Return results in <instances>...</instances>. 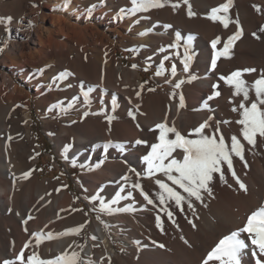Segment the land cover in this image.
Returning <instances> with one entry per match:
<instances>
[{
    "label": "bare ground",
    "instance_id": "obj_1",
    "mask_svg": "<svg viewBox=\"0 0 264 264\" xmlns=\"http://www.w3.org/2000/svg\"><path fill=\"white\" fill-rule=\"evenodd\" d=\"M124 1L126 0H121ZM174 1L168 0L163 8L153 9L155 16L152 14L153 17L140 21L133 26L135 30L131 33L130 40L137 54L145 49L148 56L154 57L158 62L167 55L177 64L173 78H156L159 85L167 86L156 91L149 90L143 84L137 69L126 68L118 59L107 62L109 53L108 56H102L98 52L91 58L89 65L81 63L82 52L76 50L77 57L72 58V49L62 43H51L49 52L41 50L38 58L35 53L26 55L24 50L30 46L27 38L31 37V22L24 25L20 21H12L16 30L11 33V42L2 33L4 31L0 32L4 47L10 45L7 53L0 57V66L9 68L7 73L0 70V264L6 259L14 261L25 243L30 245L24 249L25 257L35 251L41 258L51 259L65 249L79 251L77 246L83 245L82 255L96 264H202L207 253L222 236L242 227L247 216L264 203V138L258 137L255 146H250L239 137L241 126L235 123L239 114L232 109L238 106L242 97L233 96L234 90L220 79L236 70L254 68L255 72L242 73V79L251 85L264 73V32H260L261 26H264V0H232L227 13L230 21L227 28L219 21L208 18L210 10L226 0H189L194 13L192 16L187 14V5L182 0ZM14 3L16 0H0L2 5L20 7V1L16 6ZM53 3L57 12H67L59 0H54ZM175 3L180 5L176 9L179 11H176L179 14L177 18L171 7ZM254 5H258L261 11H257ZM68 13L77 18L73 8ZM55 20L57 24L62 23L60 18ZM236 22L242 30L241 37L232 46L230 58L220 57L216 68L212 69V40L220 37L216 50L222 49L223 42L236 31ZM59 29L65 31V27L61 25ZM142 32L146 34L140 35ZM177 33L180 34L179 46L169 47L176 41ZM189 37H192L190 51L194 55L185 72L182 60L184 43ZM131 42L125 41L122 44L131 45ZM16 53L20 54V60L14 57ZM50 60L55 64L54 72L62 71L61 69L64 71L71 63L77 64L76 74L67 77L62 84L46 77L41 79L45 81V88L56 87L57 97L65 93H81L78 87L81 89L82 86L85 91L92 87L93 90H98L99 96L107 98L100 106L107 111V118L88 116L83 123L70 124L61 120V124L56 127L58 134L55 138H52L54 129L49 125L47 128L50 133L46 132L52 140L56 155L67 157L66 167L78 165L85 174V179L73 178L90 212L80 209V201L75 197L74 190L70 194L66 186L58 181L40 180L35 171L38 159L31 155L25 156L23 141L33 138L25 127L31 118V112L26 109L28 105L24 100L25 94L16 84L11 72L16 66L21 70L23 79H26L29 78L30 68L36 66V63L42 64ZM88 68L94 72L90 74ZM79 78L84 79L83 85L79 84ZM179 81L183 83L176 88L174 85ZM213 84L217 85L216 91L220 95L207 100L213 93ZM48 94L45 101L48 100ZM113 95L118 105L114 110L111 104ZM181 96L184 99L183 107H179ZM251 98L254 99V93H251ZM94 111L95 108L89 109V105L84 109L87 115ZM130 111L134 114V119L129 116ZM209 116L213 119L209 121L211 128L205 130L208 134L212 133L217 121L227 120L230 123L220 125L226 141L230 143L231 135L235 134L245 143L244 160L233 157V167L247 191L239 188L224 165L226 182H221L219 174H214V179L209 184L211 195L203 192L201 201L191 198L193 208L188 207L187 200L180 207L173 201L160 205L156 199L159 187L155 184V179H162L172 186L171 182L159 172L155 177H147L144 174L147 165L142 159L150 151L151 144L157 143L159 130L155 125L165 122L170 127L174 126L182 135L195 138L192 130ZM50 117L54 120L56 113H51ZM45 125L47 126L46 123ZM170 138H174V135L170 134ZM138 139L147 143L137 145L135 141ZM109 141L112 146L105 151L103 145ZM117 144L122 145L124 150L115 147ZM173 156L182 159L180 150ZM25 172L30 173L26 179L23 178ZM137 173H140L139 183L154 200V205H149L139 190L131 188L130 184L138 179ZM125 174L130 177V183L120 179ZM121 187L124 188L123 192ZM128 192H132L131 197L117 200V193L127 197ZM93 196L114 211L109 214L100 211V207L95 208L92 205ZM113 200L117 202L113 203ZM161 207L172 212L171 219L160 211ZM125 208L130 210L115 211ZM97 210L101 213L99 217L93 214ZM157 216H160L161 227H157ZM82 224L84 227L78 235H59L66 229ZM85 230L87 235L84 238ZM32 233H40L44 237L39 246ZM49 233L52 234L51 239L46 238ZM246 236V233L242 234V237ZM247 243L249 247L241 257V264H255L256 258L251 254L254 246L250 241ZM209 264L218 262L209 261Z\"/></svg>",
    "mask_w": 264,
    "mask_h": 264
},
{
    "label": "snow or ice",
    "instance_id": "obj_2",
    "mask_svg": "<svg viewBox=\"0 0 264 264\" xmlns=\"http://www.w3.org/2000/svg\"><path fill=\"white\" fill-rule=\"evenodd\" d=\"M182 2L187 5V14L189 16L194 15L191 11L189 0H182ZM167 3L168 0H131V7L128 9H120L118 15H123L125 12H127L128 15H134L138 12H147L149 9L163 8ZM179 6V3L171 4L173 10H176ZM231 6L232 0H226L225 3L212 8L208 18L212 21H219L225 28H227L230 22L227 13ZM253 7L256 8L257 11H261L258 5H254ZM219 13H224V15H219ZM11 19V17H0V23H10ZM236 23V31L223 42L222 49L216 50L217 44L220 43V37L212 40V69L216 68L217 60L220 57L230 58V50L232 46L236 40L241 37L242 30L239 27V23ZM5 30H7V28ZM260 32H264V26H261ZM139 34L145 35L146 33L142 32ZM253 36L259 39L256 33H253ZM191 39L192 37H189L184 43L185 51L182 63L184 64L185 72L188 71L194 55L190 51ZM179 41L180 34L177 33L176 41L172 45H169V47H178ZM161 51H163V49H161ZM164 59L167 60L168 57L165 56ZM133 67H135V65H133ZM38 71L43 72V69H39ZM255 71L256 69L254 68H245L233 71L228 76L220 77L225 84L229 85L234 90L233 96L242 97L238 106L234 107L232 111L238 112L239 114V119L235 121L236 124L241 126L239 129V137H242L243 141L250 146H255L258 137L264 138V73H262L259 78L255 79L251 85L242 79V73H252ZM171 74L173 76L176 74L175 65H173L171 69ZM71 75L72 73L65 69L63 72L59 73L58 77H54L53 79L64 80ZM155 75H163V61H161V66L157 68ZM181 83H183V81L176 82L174 86L179 88ZM212 88L213 93L207 98V100H211L214 96L220 95V93L216 91V84H213ZM92 91V87H89L87 91L81 87L80 94L84 97L85 104L90 103L89 93ZM251 93H254V99L251 98ZM137 95H139V93H137ZM73 99H75V97H73ZM111 103L114 110L118 106L115 95H113ZM204 105L205 107L207 106V101L204 102ZM57 106L58 105H54L53 107ZM71 106V103H69V107ZM183 106L184 99L183 96H181L179 107ZM67 110V108L63 109L65 112H67ZM128 114L129 116H132L133 119L135 118L131 111ZM85 115H87V113H85ZM212 119L213 117L209 116L207 120L192 130V134L195 138H188L182 135L174 126L170 127L165 122L155 125V128L159 130V135L156 138L157 143L151 144L150 151H148L142 159L147 165L144 170V174L147 177H155V174L159 172L163 173L164 177L171 182L172 186L165 183L162 179H155V184L159 187V192L156 193V199L159 200L160 205L163 206L167 204L168 201H173L177 207H180L183 202L187 200L188 207L190 209L193 208L191 198H194L196 201H201L203 199V192H207L211 195L209 184L214 179V174H219L221 182H226L224 165L227 166V171L231 173L233 179H235L236 183L239 185V188L247 191L246 186L240 181L233 167V157H237L241 161L244 160L245 143H242L241 139L235 134L231 135L230 143L226 141L225 136L221 132L220 125L222 123H230L227 120L217 121L216 127L212 130V133L208 134L205 130L211 128L209 121ZM170 134L174 135V138H170ZM9 139H11V137H9ZM146 143L147 141L139 139L135 141V144L137 145ZM110 146H112L111 141L106 142L103 145V148L107 151ZM115 147L120 148L121 151L124 150L123 146L120 144L115 145ZM177 150H180L182 159H177L173 156ZM165 161H167V163H165ZM129 171L134 172L135 170L129 169ZM29 174V172L23 173V178H28ZM136 175L138 179L136 182L130 184L131 188L139 190L143 199L149 205H154V200L150 198L149 194L143 190L139 183L140 173H137ZM120 179L125 181V183H130V177L127 174ZM180 190L186 195H183ZM123 191L124 188L121 187V192ZM131 196L132 192H128L127 197H122L120 193H117V200ZM91 199L96 200L97 197L93 196ZM117 200H113V203H116ZM129 210L130 209L125 208L116 209L115 211ZM100 211L111 214L114 210L101 201ZM160 211L165 212L169 219L172 218L173 214L168 211L167 208L161 207ZM31 218L32 217H29V219ZM24 223H27V221H24ZM189 223L192 222L189 221ZM156 224L157 227H161L160 216L156 217ZM83 227L84 225L82 224L75 228H69L59 235H78ZM193 227H195L194 224ZM245 233L247 236L242 237V234ZM32 236L35 238L36 245L39 246L44 237H42L40 233H32ZM46 238L51 239L52 234H47ZM94 238L95 237H93V239ZM247 241H250L251 245L254 246L251 254L256 258L255 264H264V203L247 216L246 222L242 227L235 231H231L228 235L222 236L219 242L216 243L215 247L207 253L202 264H209V261H216L218 264H241V257L249 247ZM185 243H187V241H185ZM29 246V243H25L24 247L16 255L14 261L6 259L3 261V264H96V262L91 261L90 258L82 255L84 250L83 245L77 246L80 249L79 251H76L75 249L68 251V249H65L59 255L51 259H43L35 251L25 257L24 249L29 248ZM159 246L163 247V245ZM68 247L72 248V245H69Z\"/></svg>",
    "mask_w": 264,
    "mask_h": 264
},
{
    "label": "rangeland",
    "instance_id": "obj_3",
    "mask_svg": "<svg viewBox=\"0 0 264 264\" xmlns=\"http://www.w3.org/2000/svg\"><path fill=\"white\" fill-rule=\"evenodd\" d=\"M19 1L21 2L19 8L12 7L14 5L5 6L0 4V17L12 18L10 23H0V32L4 31L2 32L4 33V36L10 39L12 38L11 33L16 30L12 21H20L24 25L31 22V37L27 38L30 46L28 49L24 50L26 55L31 52L35 53L37 56L36 58H38V54L41 50L49 52L48 50L51 43H62L64 46H68L69 49H72V58L76 59V50L82 52L83 60H81V63L83 64L87 63L89 65L91 58L95 54L97 55L98 52L101 53L102 56H108L110 54V58H108L109 56L107 57L108 59L106 58L107 62L118 59L121 60L126 68L137 69L142 76L141 80H143V84L148 87L149 90L156 91L160 88L167 87L165 84L159 85L156 82V78L174 77L171 74V69L173 65L177 68V64L172 57L165 55L168 59L165 60L163 58V60H161L163 61V75L157 76L155 73L157 68L161 66V62H158L154 57L151 58L148 56L149 53L147 50H141L140 53L137 54L132 47L133 43L130 39L131 33L135 30L134 27L143 19L153 17V15L155 16L156 13H153V9H149L151 12L148 10L147 12H138L134 15H128L127 12L123 15H118L120 9L130 8L131 0H126L124 2H121V0H59L67 9V12L59 13L54 9V0ZM19 1L16 0V3ZM174 2H176V0ZM16 3H14L15 6ZM70 8H73V10L76 11L77 18L73 17L71 13H68ZM176 11H179H174V15H177V18L179 17V14ZM58 18L62 20V23H56L55 19ZM60 25L65 27V34L60 31ZM6 28L7 30H5ZM72 29L78 32H73ZM22 35L25 36L23 33ZM127 36L130 38L128 39ZM24 38L25 37H23V39ZM125 41L131 42V45L130 43L127 45L122 44ZM9 42H11V39ZM2 47H4V45L3 41L0 39V49ZM9 48L10 45L8 44L2 49V51L0 50V57L4 56ZM14 57L18 60L21 58L19 53H16ZM133 65H135V67H133ZM54 66L55 64L51 60L42 64L36 63V66L30 68L29 78L26 79H23L21 70L16 66L14 71L11 72L12 76L16 79V84H18V87L25 94L24 100L28 105L26 109L31 112V118L28 120V125H25V127L28 129L31 138H33L30 141L27 139H24L23 141L25 156L27 157V155H31L34 159H38L35 162V171L40 180L53 179L58 181L66 186V189L70 194H72L74 190L76 192L75 197L80 201V209L84 212H90L87 208L86 202L83 200L81 191L77 190L76 181L73 178L74 176L78 179H85V174L82 173L81 168L78 165H69L68 168L66 167L65 160L67 157H58L56 155L52 140L46 132L50 133L49 128H47L49 125L54 129L52 138H55L58 134L56 127L61 120L65 124H70L72 122L83 123L88 116H93L99 119L100 117H103L102 119L107 118V111L100 107L102 106V101L107 100V98L105 96H99L98 90L90 92V103L88 104L89 109L95 108L96 111L90 115H85L84 109L88 107V105H85L83 99V101L81 100V98L84 97H82L80 93H74L73 95L65 93L64 95L57 97L56 87L53 86L52 89L45 88V81H41L44 77L55 81V83L60 82V84H62L63 81L66 82V79H53L54 77H58L59 73L63 72V69H61L62 71L54 72ZM75 68H77L76 63H71L70 67L67 68L68 71L72 73L70 77L76 74ZM8 69L9 68H6L3 65L2 67L0 66V70L4 73L9 72ZM39 69H43V72L38 71ZM88 69L90 74L91 72H94L91 68ZM78 82L83 85L84 79L79 78ZM78 88L81 90L80 87ZM47 94L49 95L48 100L45 101ZM73 97H75V99H73ZM69 103H71V107H69ZM54 105L58 106L53 107ZM64 108L68 109L67 112L63 111ZM51 113H56L54 120H51ZM92 205L95 208H98L100 207V202L98 200H92ZM93 214L96 217H99L101 213L97 210ZM86 235L87 230H85L83 237ZM116 245L118 246L119 244Z\"/></svg>",
    "mask_w": 264,
    "mask_h": 264
},
{
    "label": "trees",
    "instance_id": "obj_4",
    "mask_svg": "<svg viewBox=\"0 0 264 264\" xmlns=\"http://www.w3.org/2000/svg\"><path fill=\"white\" fill-rule=\"evenodd\" d=\"M142 82H143V80H142ZM60 163V162H59Z\"/></svg>",
    "mask_w": 264,
    "mask_h": 264
}]
</instances>
